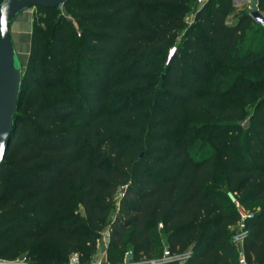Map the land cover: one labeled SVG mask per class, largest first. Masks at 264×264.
Instances as JSON below:
<instances>
[{
    "label": "trees",
    "instance_id": "1",
    "mask_svg": "<svg viewBox=\"0 0 264 264\" xmlns=\"http://www.w3.org/2000/svg\"><path fill=\"white\" fill-rule=\"evenodd\" d=\"M62 7L32 17L0 163V260L89 263L107 227L111 264L163 251L187 252L179 264H264V112L250 104L264 97V29L231 0ZM111 98L126 104L111 110ZM227 194L250 216L238 245Z\"/></svg>",
    "mask_w": 264,
    "mask_h": 264
},
{
    "label": "water",
    "instance_id": "2",
    "mask_svg": "<svg viewBox=\"0 0 264 264\" xmlns=\"http://www.w3.org/2000/svg\"><path fill=\"white\" fill-rule=\"evenodd\" d=\"M68 0H4L0 3V163L14 134L15 113L22 68L9 36V23L27 9H60ZM233 1V0H231ZM250 20L264 29V17L249 11Z\"/></svg>",
    "mask_w": 264,
    "mask_h": 264
},
{
    "label": "crops",
    "instance_id": "3",
    "mask_svg": "<svg viewBox=\"0 0 264 264\" xmlns=\"http://www.w3.org/2000/svg\"><path fill=\"white\" fill-rule=\"evenodd\" d=\"M206 0H202L204 3ZM231 5L236 11H253L257 10L258 0H233ZM33 9H27L17 14L9 23V36L14 51L22 58L26 59L30 45L31 22ZM263 17L264 15L260 13ZM106 242L97 247L92 262L106 261Z\"/></svg>",
    "mask_w": 264,
    "mask_h": 264
},
{
    "label": "rangeland",
    "instance_id": "4",
    "mask_svg": "<svg viewBox=\"0 0 264 264\" xmlns=\"http://www.w3.org/2000/svg\"><path fill=\"white\" fill-rule=\"evenodd\" d=\"M198 1H200V2H198V4H203L202 0H198ZM33 10H35V9H33ZM59 12H60V14L65 15L63 7L60 8ZM245 12H246V10H245ZM261 12L264 15V10H262ZM33 16H34V11H33ZM185 21H186V24L189 25L192 22V16L189 15L186 18ZM233 23H234V21L231 18H228L227 21H226L227 25H232ZM254 36H255V38H258L257 33L254 30H250V32H248V35H247L248 38H247L246 44ZM179 38H180V35H178L176 37V42L179 40ZM15 55H16V58H17L18 62L21 65L22 72H23L27 58L25 60L22 59L16 52H15ZM165 63H166V60L164 61V65H165ZM156 76L158 77V80H159V78L162 77L163 75L162 74H158ZM158 80L153 83V85H154L153 87H156V86L159 85ZM228 98L229 99H233V98L239 99L240 96H239L238 92L233 91L231 94L228 95ZM263 98L264 97L262 95V98L260 100L251 99V101H250L251 103L250 104L253 105V102L257 103V101H259L261 106H262V110H263L262 112H264ZM126 101H128L129 104L133 103L134 104L133 106H140L141 104L144 103V100L141 97H133V98H130L129 100H126ZM108 102H109L108 105L112 106L111 110H113V109L115 110V109H117V108H119L121 106H125V104H126L125 103V99H123V98H117V99L111 98V99H109ZM243 112H244V116H243L242 120L239 123L236 124V126H238L239 129L242 130V131L247 128L248 119H249V113L251 112V107L250 108L249 107H244ZM176 135H177L176 137L178 138L179 137V132ZM119 198H120V193L116 192L114 194V200L117 201ZM115 212H116V207H115L114 211L112 212V214L110 215V217L108 218L107 224L109 223V221H111L113 219ZM105 242H106V245H107V242H108V230H107V227H105L103 230H101V232L99 234V237H98V240H97V247L100 246L102 248V244L105 243ZM128 259H129V256L125 255L124 256V260L127 261Z\"/></svg>",
    "mask_w": 264,
    "mask_h": 264
},
{
    "label": "built area",
    "instance_id": "5",
    "mask_svg": "<svg viewBox=\"0 0 264 264\" xmlns=\"http://www.w3.org/2000/svg\"><path fill=\"white\" fill-rule=\"evenodd\" d=\"M200 2V1H198ZM174 53V48H170L167 52V56H166V62L172 57ZM227 198L229 199V201L234 205V207L236 208L238 215H239V222L237 224V228H236V232L232 235V242L235 245L240 244L241 240L243 239L244 235H245V231L243 229V220L245 218H249L250 216L246 213H243L239 206L237 205L236 201L234 200V198L230 195L227 194L226 195ZM187 252L183 253V254H179V255H169L167 251H163L162 255L160 258L155 259V260H151V261H139V262H133V261H123L121 263L118 264H170L172 262H176V263H181L186 257H187ZM0 264H25L23 258H17L15 260H11V261H5V260H0ZM64 264H111V263H107L105 261H97V262H89V263H82L78 260L77 255L73 254L70 255ZM238 264H245L243 259L240 257L238 260Z\"/></svg>",
    "mask_w": 264,
    "mask_h": 264
}]
</instances>
